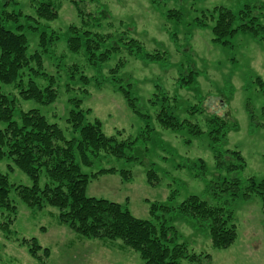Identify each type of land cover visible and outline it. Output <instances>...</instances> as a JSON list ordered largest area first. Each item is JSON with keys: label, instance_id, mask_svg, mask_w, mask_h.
Wrapping results in <instances>:
<instances>
[{"label": "rangeland", "instance_id": "374dc122", "mask_svg": "<svg viewBox=\"0 0 264 264\" xmlns=\"http://www.w3.org/2000/svg\"><path fill=\"white\" fill-rule=\"evenodd\" d=\"M4 1L0 0V5ZM60 3L58 19L48 23L58 32L57 40L47 36L40 41L39 31L50 29H25L22 20L16 23L23 25L21 29H12L25 34L28 53H39L41 62L32 61L19 81L0 83L1 91L16 102L12 118L18 121L21 112L38 108L67 138L76 135L66 121L70 109L83 110L84 120L98 119L102 131L117 139L142 138L151 128L149 140L137 141L129 150L131 157L101 152L92 165L81 166L82 172L89 174L86 195L126 204L134 216L155 220L150 212L152 203L177 206L193 194L214 202V180L227 175L225 167L216 166V156L224 163L236 162L227 149L239 151L244 158L242 178L264 177V94L258 82L260 79L264 87V39L237 31L227 44L216 43L212 32L216 13L211 16L217 6L236 14L247 5L261 24L264 0H82L79 5L84 11L100 8L113 22L114 29L92 31H110L124 40L135 38L140 45L138 51L134 44L116 40L112 44L118 45V50L94 63L85 50L84 34L77 51L68 48L67 27L75 24L82 31L86 25L68 0ZM6 7L34 13L29 0H9ZM240 22L235 18L233 26ZM105 45L100 43L97 50ZM156 52L161 53L160 58H146ZM29 80L42 88L52 84L57 91L55 100L41 104L23 98L20 92ZM120 87L129 91L133 104ZM162 106V113H171L183 124L173 129L159 123L156 116ZM216 119L225 122L223 135L215 131L221 127ZM191 123L198 125L201 133H196ZM5 126L0 119V129ZM108 167L117 172L90 175ZM148 169L156 172L151 181ZM119 170H125V176ZM0 171L7 173L10 184H32L7 155L0 158ZM46 181L41 172L39 185ZM9 198L16 210L3 214L0 210V223L10 221L8 232L0 227V264H145L121 239L80 236L59 221L55 206L45 204L34 210L13 186ZM229 207L236 237L223 248L212 245L206 228L195 227L191 219L177 212L170 215L168 224L179 233V241H185L189 251L199 257L192 262L182 259L179 264H264L260 199L256 195L238 197ZM31 238L40 245L36 257L29 252ZM44 248L49 250L47 256Z\"/></svg>", "mask_w": 264, "mask_h": 264}, {"label": "trees", "instance_id": "16d2710c", "mask_svg": "<svg viewBox=\"0 0 264 264\" xmlns=\"http://www.w3.org/2000/svg\"><path fill=\"white\" fill-rule=\"evenodd\" d=\"M29 1L34 5L33 15L8 10L6 6L9 0L0 5V83L19 81L22 70L30 69L32 61L41 64L39 53H28L25 34L12 30L23 27L16 23L20 20L25 21V29H50L39 31L40 41H44L47 36L51 37V40L59 38L58 32L48 23L58 19L61 0ZM68 1L77 14L82 16V22L86 25L82 31L75 24L67 27L69 29L67 45L71 51L80 48L82 34L91 63L108 59L112 51L118 50V45L112 43L119 39L122 40L121 44L125 41L134 44L139 51L140 45L135 38L124 40V37L115 38L110 31L101 34L100 31L91 30L114 29L113 22L106 12L100 8L86 12L79 5L82 0ZM214 13L216 18L212 32L216 43L227 44L229 37L237 31H248L259 39H264V23L256 22L257 16L251 14L249 6L246 5L236 14L230 8L217 6L213 8L211 16ZM235 18L242 22L233 26ZM201 22L198 21V24ZM8 24L14 26L8 27ZM100 43L108 45L100 51L97 50ZM160 54L158 52L153 55L146 54V58L157 59L160 58ZM258 82L264 94L263 82L260 79ZM120 89L133 104L129 91L122 87ZM21 93L23 98L33 99L41 104L51 103L57 97L56 88L52 84L42 88L32 80L28 81V86ZM15 105V100L0 89V119L6 122V126L0 129V158L4 155L9 156L13 163L30 177L32 184L19 186L10 184L7 173L0 171L1 214L16 210V206L9 198L10 187L13 186L28 207L38 210L45 204L55 206L59 209V221L80 236L121 239L124 246L139 253L145 264H179L182 259L198 261V255L189 251L185 241H179V233L174 226L168 224L173 212L191 219L195 227L206 228L212 245L217 248L229 246L236 237V225L232 220V209L229 207L232 200L238 197L249 199L256 195L261 201L264 214V177L259 180H255L253 176L242 178L240 172L245 166V160L239 151L230 149L225 152L236 159V162L234 160L224 163L216 156V166L225 167L227 175H218L214 180L212 197L215 200L212 203L195 194L187 196L177 206H168L165 202L152 203L150 212L155 220H149L134 216L126 204L88 196L85 194V188L89 174L82 172L81 166L92 165L101 152L119 158L131 157L129 150L137 141L149 140L151 128L142 134V138L137 136L132 140L117 139L114 135H106L102 131L98 119L84 120L83 110L70 109L66 121L71 124L72 132L76 135L67 138L63 130L56 123L49 122L38 108L21 112L19 120H14L12 117ZM163 109L162 106L156 116L159 123L173 129L183 124L171 113H162ZM262 112L264 113V108ZM217 122L221 127L215 131L220 134L225 122L223 119H218ZM193 126L196 133H201L198 125ZM221 134L223 135V132ZM212 138L215 139V136ZM41 172H44L47 179L43 186L38 183ZM108 172H117V169L101 168L90 175L95 177L96 174ZM119 173L125 176L126 171L119 170ZM155 173L154 169L147 170L150 181ZM9 223L10 221L1 222L0 227L8 232ZM39 249V243L31 238L29 247L31 255L36 257ZM48 252L49 250L44 248L46 256Z\"/></svg>", "mask_w": 264, "mask_h": 264}]
</instances>
